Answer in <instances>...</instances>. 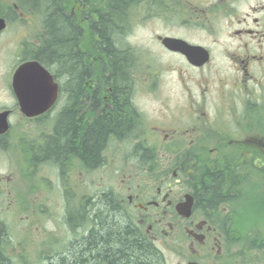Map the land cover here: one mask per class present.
Listing matches in <instances>:
<instances>
[{
	"label": "flooded vegetation",
	"instance_id": "af4514ba",
	"mask_svg": "<svg viewBox=\"0 0 264 264\" xmlns=\"http://www.w3.org/2000/svg\"><path fill=\"white\" fill-rule=\"evenodd\" d=\"M34 3L35 0H0V119L7 126V132L0 135V153L9 138H21L25 127L31 132L32 140L34 132L40 136L41 140L37 144L34 141L26 160L31 192H48L44 188L46 181L41 177L49 171L50 162L55 165L61 184L58 192H77V196L78 192H88L64 187L71 169L82 175L84 162L81 157L72 154L58 163L45 158L42 152L53 138L62 114L75 107V116L84 114V121L89 120L90 124L97 118L114 116L121 108H127L133 113L129 116L131 125L120 136H111L99 153V164L109 163L117 172L108 180L109 188L94 191L107 192L99 196V201L115 211L132 215L135 222L127 217L124 227L136 230L139 240L143 234L147 236L149 244L158 251V256H162L157 259L158 264H264V206H248L245 199V190L251 188L257 176L262 174L264 177V0H130L124 7L126 22L119 28L122 47L119 50L116 44L113 46L114 50L128 56L124 70L127 82L124 88L128 90V96L118 102V95L112 88L111 70L105 78H99L98 69L93 67L88 75L93 73L95 76L82 80L81 92H76V97H80L84 91L87 100L69 103L68 80L61 68L58 73L62 81L59 107L37 117H26L20 111L13 81L16 69L31 61L38 62L48 71L53 66L36 55L49 34L45 19L35 10ZM107 4L108 0H92L90 29L93 46L98 52L102 51L99 50L101 40L97 24ZM75 9L79 12L81 7L72 8L70 16L77 18ZM63 14L68 18L66 11ZM140 20L175 21L174 26L180 29L212 39L211 44H196L207 50V63L200 68L189 66L196 71L207 70L202 93L197 85L198 94L208 97L200 100H204L209 108L203 113L209 117L206 121L208 139L204 144L206 149L208 144L211 147L204 154V145L199 141H190L187 147L180 148L179 142L166 138L160 144H168L166 150L170 145L175 147L170 150L173 157L168 159L166 168L158 161L153 163L159 146L141 139L143 123L133 106L130 70L127 75L132 49L128 40ZM83 24L82 20L72 24L79 35L83 34ZM190 32L186 33L194 35ZM103 89L107 92L100 93ZM131 138L136 140L132 142ZM121 145L129 149L126 155H122ZM124 158L130 160L128 164ZM97 167L91 169L97 170ZM216 171L222 172L225 181L218 199L205 196L201 182L203 179L209 184L210 174ZM11 182L10 177L0 176V192H16L11 189ZM178 186L183 189L181 193ZM2 195L0 193V199ZM186 196L191 204L188 218L176 212L177 205L183 203ZM262 198L264 200V194ZM134 212L143 215H134ZM86 215L78 213L75 217L77 220L78 216ZM89 223V228H93ZM81 224L78 221L71 229L78 231ZM170 234L173 236L172 253L177 258L175 262L166 259L159 248L164 246Z\"/></svg>",
	"mask_w": 264,
	"mask_h": 264
},
{
	"label": "rangeland",
	"instance_id": "374dc122",
	"mask_svg": "<svg viewBox=\"0 0 264 264\" xmlns=\"http://www.w3.org/2000/svg\"><path fill=\"white\" fill-rule=\"evenodd\" d=\"M74 6L75 4L69 1L65 7L66 12L68 14L71 13V9ZM78 7L82 6H77L76 8L78 9ZM79 11L82 10L80 9ZM173 24V21L160 20L138 22L132 29L131 39L128 40L135 49L134 53L138 56L139 61L141 59L150 66L149 69L135 68L138 63L135 62L134 68L131 69L134 75V78H132L133 106L136 107L141 119L144 120L146 130H149L147 131L148 134H145L146 137H144L143 142H148L152 146H159L153 163L158 161L165 168L169 163L168 159L173 157V153L170 150L175 147L170 145L166 150L168 144H160L168 131H159L158 137H153L152 135L155 134L151 133L150 128L174 129L175 131H171L175 132L174 134L169 133L171 135L169 140L179 142L178 146L180 148L187 147L191 140L199 141L205 146L204 141L208 139V132L205 129L207 128L206 121L209 117L206 118L203 113L209 111V108L204 100H200L208 97L199 95V90L195 85V82H202L199 85V87L201 86V92L205 85L204 80L206 79L207 71L196 72L187 68L181 63L182 59L180 57L168 54L156 47L153 43V37L156 35H175L186 38L190 42L205 45L211 44L212 39L200 37L197 33L180 29ZM82 40L83 36L81 35L79 42ZM85 41L90 42L87 38ZM115 41H117L115 43L118 44L117 46L120 50L123 44L121 37H116ZM89 57L93 59V54L88 55L87 58L89 59ZM92 61L96 62V60ZM150 73L153 75H150ZM20 136L19 140L16 136L9 138L8 140L10 141H6L5 149L0 153V176L10 177L12 180L11 189L16 191L0 192L3 194L0 199V219L6 223L9 229V234L5 237L6 251L14 264H48L60 258L64 252L69 250L70 241L80 236L66 224L70 217V212L73 214V224L78 222L75 217L78 213H86V216H90V218L96 215L102 218V222L106 225L112 220H116V218H111L116 215L103 214L102 208L100 206L96 207L100 202L99 196H101V193L107 192L94 191L103 187L109 188L108 180L114 178L117 172L112 167L110 168L109 163L99 167L96 171L87 172L83 167L81 170L82 175H78L74 169H71V175L66 177L64 187L67 190L84 189L88 191L78 192L77 197V192H58L61 184L55 165L50 162L47 166L49 171L41 177V180L46 181L44 188H47L48 192H31L32 182L29 179L30 171L26 160L30 156L31 147L35 145L34 141L37 144L41 138L34 132V139L32 140V134L26 127L23 128ZM134 140L136 139L131 138L132 142ZM120 147L122 152H124L122 155H126L125 152L129 149L126 145H121ZM210 147L208 144L207 149ZM111 149L113 153L115 150L114 144L111 145ZM204 154H206V150ZM126 161L128 164L130 160ZM44 176L45 179H43ZM256 179L257 181L251 185V188L245 190L246 205L248 206H264L262 198L264 194V177L260 174ZM201 182L204 183L203 179H201ZM177 190L180 193L183 191L180 186L177 187ZM97 209L100 210L97 211ZM115 212L123 220V223L120 224V221L117 226L124 228L128 220L127 217H132V215L130 213L127 215L123 212ZM134 215L143 214L134 212ZM92 224L95 226L94 223ZM89 226L90 223L86 227H81L78 233H85ZM163 227L167 232H170L165 223H163ZM115 229L118 228L115 226ZM172 238L173 236L170 234V237L164 241V246L159 248L164 257H167L166 259L175 262L177 258L172 253L174 251ZM74 247L71 250L75 253L78 247Z\"/></svg>",
	"mask_w": 264,
	"mask_h": 264
},
{
	"label": "trees",
	"instance_id": "16d2710c",
	"mask_svg": "<svg viewBox=\"0 0 264 264\" xmlns=\"http://www.w3.org/2000/svg\"><path fill=\"white\" fill-rule=\"evenodd\" d=\"M130 0H108L104 8V14L99 16L98 35L101 40L99 50L105 54V59L110 63V70L113 79V90L118 95V102H122L128 96L125 89L127 82L124 78V70L127 65L128 56L119 50H114V44L118 45L115 38L119 36L120 27L125 24L124 7ZM35 10L42 14L45 19V27L49 38L37 50V57L42 61H49L58 69L63 68L68 80L69 103L77 99L87 100L85 92L80 97H76L79 92L82 80L90 78L92 66L84 64L83 56L78 48V29L72 25V21L65 17L62 10L63 0H35ZM123 21V22H122ZM120 22V23H117ZM121 25V26H120ZM95 27V25H93ZM92 28V22H91ZM102 47H105L103 50ZM89 74V75H88ZM105 74L108 75L107 72ZM75 78V79H74ZM124 88V89H121ZM121 89V90H120ZM81 92V90H80ZM69 108L66 114L60 116L55 127V134L49 145L43 149L45 158L52 159L58 163L76 154L83 160L87 167L93 168L100 163L99 153L111 136H120L131 125L127 108H121L114 116L97 118L90 124L89 120L84 121V114L76 117L73 110ZM84 109V108H83ZM211 182L203 184L205 196L218 199L220 192L225 186L224 175L216 171L210 174ZM100 206L103 214H114L112 220L107 225L102 222V218L94 216H84L77 220L81 221V226L86 227L89 222L95 226L83 238L72 242L68 251L64 252L60 258L48 264H158L152 246L144 236L139 240L134 229L120 228L117 226L123 223L122 218L113 211L108 204L102 200L96 206ZM96 210V208H95ZM93 210V211H95ZM100 209H97L99 211ZM96 211V212H97ZM95 212V213H96ZM117 218H119L117 220ZM96 222V224H95ZM115 226L118 229H115ZM77 245V246H75ZM75 246V247H74ZM76 248L75 253L72 248ZM72 249V250H71ZM0 264H14L6 251V238L0 229Z\"/></svg>",
	"mask_w": 264,
	"mask_h": 264
},
{
	"label": "water",
	"instance_id": "95a60500",
	"mask_svg": "<svg viewBox=\"0 0 264 264\" xmlns=\"http://www.w3.org/2000/svg\"><path fill=\"white\" fill-rule=\"evenodd\" d=\"M163 44H164L166 47L170 48V49H173L174 47L178 48V46L181 47V48H185V49L180 50V51H181L182 53H184V54H188V53H186V50H188V51L196 50V48H187V47H188L187 45H185V44L182 43V42L175 41V40L165 39V40L163 41ZM41 103H42V100H40V101H39V105H37V106L35 107V113H36L37 110L46 109L47 106H41ZM40 106H41V107H40ZM22 110H23V113L26 114V115H31V114H33V111L30 112V111H29L30 109L27 108V107L23 108Z\"/></svg>",
	"mask_w": 264,
	"mask_h": 264
}]
</instances>
